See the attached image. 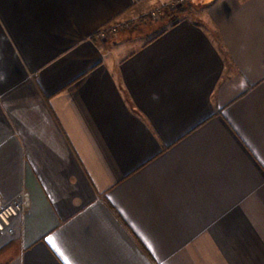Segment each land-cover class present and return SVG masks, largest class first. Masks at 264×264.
Returning a JSON list of instances; mask_svg holds the SVG:
<instances>
[{
	"label": "crops",
	"instance_id": "0c3cea01",
	"mask_svg": "<svg viewBox=\"0 0 264 264\" xmlns=\"http://www.w3.org/2000/svg\"><path fill=\"white\" fill-rule=\"evenodd\" d=\"M170 1L0 0V264H264V0Z\"/></svg>",
	"mask_w": 264,
	"mask_h": 264
},
{
	"label": "rangeland",
	"instance_id": "374dc122",
	"mask_svg": "<svg viewBox=\"0 0 264 264\" xmlns=\"http://www.w3.org/2000/svg\"><path fill=\"white\" fill-rule=\"evenodd\" d=\"M188 2L177 3L176 0L166 3L164 6L152 11L150 14L139 18L138 22H132L131 30H135L144 40L154 36L166 27L173 25L188 15L197 14L196 7L188 8L181 12L180 10L187 7ZM106 32H108L106 30Z\"/></svg>",
	"mask_w": 264,
	"mask_h": 264
},
{
	"label": "built area",
	"instance_id": "2783aa9c",
	"mask_svg": "<svg viewBox=\"0 0 264 264\" xmlns=\"http://www.w3.org/2000/svg\"><path fill=\"white\" fill-rule=\"evenodd\" d=\"M177 3L188 2L192 0H176ZM31 205V195L26 189H23L15 198L3 201L0 200V237L5 233H14L16 226L15 219L24 218L28 208Z\"/></svg>",
	"mask_w": 264,
	"mask_h": 264
},
{
	"label": "water",
	"instance_id": "95a60500",
	"mask_svg": "<svg viewBox=\"0 0 264 264\" xmlns=\"http://www.w3.org/2000/svg\"><path fill=\"white\" fill-rule=\"evenodd\" d=\"M214 1L215 0H192V3L196 6H204V5H209Z\"/></svg>",
	"mask_w": 264,
	"mask_h": 264
},
{
	"label": "trees",
	"instance_id": "16d2710c",
	"mask_svg": "<svg viewBox=\"0 0 264 264\" xmlns=\"http://www.w3.org/2000/svg\"><path fill=\"white\" fill-rule=\"evenodd\" d=\"M194 7H199V6H196L192 3V1H188V4H187V7L181 9L180 11L183 12L184 10L188 9V8H194ZM177 22H175L174 24H176ZM108 31V30H107ZM104 32H106V30H104ZM100 34V33H98Z\"/></svg>",
	"mask_w": 264,
	"mask_h": 264
}]
</instances>
